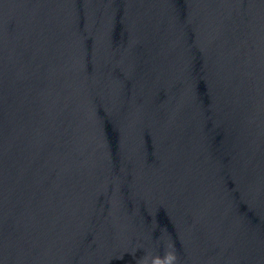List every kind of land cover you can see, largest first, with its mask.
<instances>
[{
  "label": "water",
  "instance_id": "1",
  "mask_svg": "<svg viewBox=\"0 0 264 264\" xmlns=\"http://www.w3.org/2000/svg\"><path fill=\"white\" fill-rule=\"evenodd\" d=\"M264 264V0H0V264Z\"/></svg>",
  "mask_w": 264,
  "mask_h": 264
},
{
  "label": "clouds",
  "instance_id": "2",
  "mask_svg": "<svg viewBox=\"0 0 264 264\" xmlns=\"http://www.w3.org/2000/svg\"><path fill=\"white\" fill-rule=\"evenodd\" d=\"M176 259V257L174 256V255H172L171 257H170V259H169V264H171V261L172 260H175Z\"/></svg>",
  "mask_w": 264,
  "mask_h": 264
}]
</instances>
